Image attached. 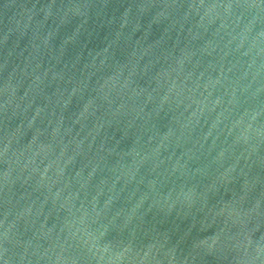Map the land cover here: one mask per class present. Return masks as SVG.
Wrapping results in <instances>:
<instances>
[{"label": "water", "instance_id": "water-1", "mask_svg": "<svg viewBox=\"0 0 264 264\" xmlns=\"http://www.w3.org/2000/svg\"><path fill=\"white\" fill-rule=\"evenodd\" d=\"M0 264H264V0H0Z\"/></svg>", "mask_w": 264, "mask_h": 264}]
</instances>
